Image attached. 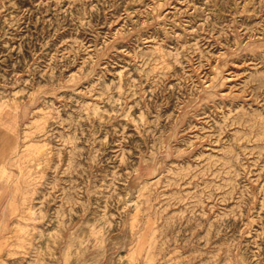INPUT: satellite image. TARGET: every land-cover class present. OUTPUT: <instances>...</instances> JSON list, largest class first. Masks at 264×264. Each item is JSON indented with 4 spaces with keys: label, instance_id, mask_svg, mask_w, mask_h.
Instances as JSON below:
<instances>
[{
    "label": "rangeland",
    "instance_id": "rangeland-1",
    "mask_svg": "<svg viewBox=\"0 0 264 264\" xmlns=\"http://www.w3.org/2000/svg\"><path fill=\"white\" fill-rule=\"evenodd\" d=\"M0 264H264V0H0Z\"/></svg>",
    "mask_w": 264,
    "mask_h": 264
},
{
    "label": "bare ground",
    "instance_id": "bare-ground-1",
    "mask_svg": "<svg viewBox=\"0 0 264 264\" xmlns=\"http://www.w3.org/2000/svg\"><path fill=\"white\" fill-rule=\"evenodd\" d=\"M126 196V195H125ZM126 205V204H125Z\"/></svg>",
    "mask_w": 264,
    "mask_h": 264
}]
</instances>
